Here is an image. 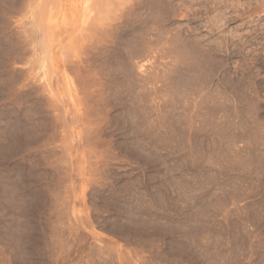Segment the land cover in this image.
<instances>
[{
	"label": "rangeland",
	"instance_id": "obj_1",
	"mask_svg": "<svg viewBox=\"0 0 264 264\" xmlns=\"http://www.w3.org/2000/svg\"><path fill=\"white\" fill-rule=\"evenodd\" d=\"M102 2L0 0V264H264V0Z\"/></svg>",
	"mask_w": 264,
	"mask_h": 264
},
{
	"label": "bare ground",
	"instance_id": "obj_2",
	"mask_svg": "<svg viewBox=\"0 0 264 264\" xmlns=\"http://www.w3.org/2000/svg\"><path fill=\"white\" fill-rule=\"evenodd\" d=\"M100 1L107 2V4L109 3V1H112V2H113V0H100ZM114 1H115V0H114ZM116 1H117V0H116ZM29 2H30V1H29ZM46 2H47V1H46ZM97 2H98V1H97ZM104 2H102V5L106 6V5H105L106 3L104 4ZM112 2H111V3H112ZM32 3H33V2H32ZM113 3H114V2H113ZM44 4H45V3H44ZM95 4L97 5V3H95ZM119 4H120V3H119ZM108 5H110V4H108ZM108 5H107V6H108ZM100 6H101V5H100ZM154 7H155V6H154ZM85 8H86V7H85ZM46 9H47V8H46ZM83 10H84V9H83ZM85 10H86V9H85ZM85 10H84V11H85ZM93 10H94V9H93ZM46 11H47V10H46ZM85 12H86V11H85ZM90 13H91V9H90ZM88 14H89V11H88ZM45 15H46V14H45ZM103 15H104V14H103ZM51 16H52V15H51ZM90 20H91V19H90ZM104 20H105V19H104ZM60 27H61V26H60ZM62 27H63V26H62ZM62 27H61V28H62ZM51 28H53V27H51Z\"/></svg>",
	"mask_w": 264,
	"mask_h": 264
}]
</instances>
